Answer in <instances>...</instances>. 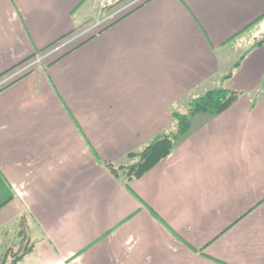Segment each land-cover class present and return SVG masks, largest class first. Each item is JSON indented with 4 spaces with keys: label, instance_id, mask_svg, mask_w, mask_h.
<instances>
[{
    "label": "crops",
    "instance_id": "0c3cea01",
    "mask_svg": "<svg viewBox=\"0 0 264 264\" xmlns=\"http://www.w3.org/2000/svg\"><path fill=\"white\" fill-rule=\"evenodd\" d=\"M113 14L0 0V76L74 32L0 85V228L26 222L19 264H264V19L245 29L264 0ZM218 87L242 95L143 177L127 186L107 169Z\"/></svg>",
    "mask_w": 264,
    "mask_h": 264
},
{
    "label": "trees",
    "instance_id": "16d2710c",
    "mask_svg": "<svg viewBox=\"0 0 264 264\" xmlns=\"http://www.w3.org/2000/svg\"><path fill=\"white\" fill-rule=\"evenodd\" d=\"M121 2L114 3L110 9H114L115 6ZM264 19V15L257 19L253 24H250L245 29L250 28L255 23H258ZM74 34H68L50 44L41 53H46L69 39ZM262 43V42H261ZM35 55L30 56L26 60H23L12 69L8 70L0 76V81L5 77L13 74L19 68L28 65ZM229 75L225 77L227 79ZM241 93L237 91L229 90L225 87L213 88L206 91L204 94L195 97L187 103V111L185 113L173 112L172 116L176 122V130L169 134H161L157 136L150 144H148L142 151L137 153H129V158H136L137 161L130 166H115L110 163H106L107 169L115 176L124 178L127 186L134 180L140 179L157 164L166 159L173 150L183 142L191 132L192 121L198 115H204L208 118H214L227 111L240 97ZM254 106V104H253ZM15 258L12 264H18V262L25 256Z\"/></svg>",
    "mask_w": 264,
    "mask_h": 264
},
{
    "label": "rangeland",
    "instance_id": "374dc122",
    "mask_svg": "<svg viewBox=\"0 0 264 264\" xmlns=\"http://www.w3.org/2000/svg\"><path fill=\"white\" fill-rule=\"evenodd\" d=\"M100 1L101 0H98L99 5H100ZM103 1L111 3L105 9L111 10V13H114L113 14L114 16L112 18V20H114L116 17L132 9L135 5H137V3H139L142 0H125V1H122L119 5L115 6L114 9H110L111 6L114 4L112 3L111 0H103ZM100 8H101V5H100ZM96 13H98V10L96 11ZM106 14L107 12L104 11L102 14L103 16L102 15L101 16L105 17ZM112 20H109L108 22H111ZM250 32L251 31L246 33L247 42H249L251 40L250 37L254 35V32H251V33ZM43 54H40L41 60L39 62L37 63L35 62L37 60V58L35 57L28 65H25L19 68L13 74L17 73L18 71L24 72L23 69L29 66L31 63H36L37 65L42 64ZM7 77H5L4 79H6ZM201 118H203L202 115H199L198 118H194L192 121V126H196L200 122ZM27 223H30V220H28ZM29 234H30L29 228L26 225V222L20 219L17 222L10 223L9 225L0 228V264H12L15 258L21 256L24 253L25 254L27 253V251L31 248V242L28 237ZM22 264H28V263L27 261H24Z\"/></svg>",
    "mask_w": 264,
    "mask_h": 264
},
{
    "label": "built area",
    "instance_id": "2783aa9c",
    "mask_svg": "<svg viewBox=\"0 0 264 264\" xmlns=\"http://www.w3.org/2000/svg\"><path fill=\"white\" fill-rule=\"evenodd\" d=\"M111 3L110 2H104L103 0H101L100 1V5H101V8L102 9H105L108 5H110ZM41 55H40V53L39 52H37L36 54H35V57L37 58V60L35 61L36 63L37 62H39L40 60H41V57H40ZM25 69V68H24ZM19 72V71H18ZM14 75V74H13ZM12 76V75H11ZM11 76H8V77H11ZM7 77V78H8ZM14 77V76H13ZM2 81H4V79L2 80ZM1 81V83H0V85H2L3 84V82Z\"/></svg>",
    "mask_w": 264,
    "mask_h": 264
}]
</instances>
